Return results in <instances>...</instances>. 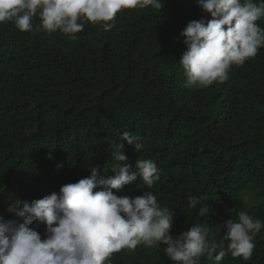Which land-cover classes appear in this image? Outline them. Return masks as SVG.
Returning a JSON list of instances; mask_svg holds the SVG:
<instances>
[{"label":"trees","instance_id":"trees-1","mask_svg":"<svg viewBox=\"0 0 264 264\" xmlns=\"http://www.w3.org/2000/svg\"><path fill=\"white\" fill-rule=\"evenodd\" d=\"M163 2L159 10H121L110 31L85 22L75 39L0 23L4 219L17 200L31 203L90 177V165H98L101 176H114L111 151L123 143L132 170L136 159H151L160 180L149 189L138 177L116 194L151 191L162 208H170L174 238L202 224L219 244L225 222L236 220L239 211L264 222V47L233 65L226 81L188 88L181 32L193 20L212 17L196 0ZM257 23L264 28V19ZM125 131L141 138L145 147L139 154L121 141ZM189 197L198 198L195 208ZM200 207L208 209L205 216ZM29 227L44 237L45 225L36 221ZM223 243L222 264H264V228L253 235L248 260L232 257ZM164 247L123 249L112 254L111 264H173ZM201 264L212 262L202 257Z\"/></svg>","mask_w":264,"mask_h":264},{"label":"clouds","instance_id":"clouds-1","mask_svg":"<svg viewBox=\"0 0 264 264\" xmlns=\"http://www.w3.org/2000/svg\"><path fill=\"white\" fill-rule=\"evenodd\" d=\"M196 2L212 19L193 20L182 30L186 51L180 63L186 87L207 88L216 81H226L233 65H243L264 47V28L257 23L264 19V0L259 4L253 0ZM163 6L162 0H0V23L12 21L24 32L34 27L49 34L59 31L75 39L85 22L110 31L123 9L159 10ZM35 17L39 23L34 25ZM120 139L134 146L138 154L145 147L140 137L127 131ZM124 147L116 143L111 151L117 162L111 166L114 176H101L100 167L90 165V177L63 185L59 193L31 203L13 202L11 215L6 219L0 216V264H111L113 253L161 244L166 245L163 251L173 264H201L202 257L212 264H222L227 254L224 241L232 257L251 258L253 235L264 228V222L245 211H239L236 220L225 222L226 231L217 244L216 238L209 236V227L202 224L174 238L170 234V208H162L151 191L135 197L117 195L138 177L149 189L160 180L161 170L151 159H136L133 171ZM198 203V198L189 197V207L195 208ZM207 212L206 207H200V216ZM17 216L23 223H18ZM36 221L46 226L43 238L29 227Z\"/></svg>","mask_w":264,"mask_h":264}]
</instances>
